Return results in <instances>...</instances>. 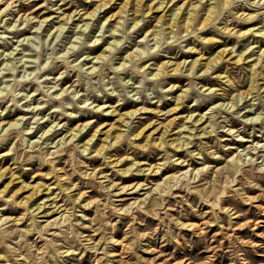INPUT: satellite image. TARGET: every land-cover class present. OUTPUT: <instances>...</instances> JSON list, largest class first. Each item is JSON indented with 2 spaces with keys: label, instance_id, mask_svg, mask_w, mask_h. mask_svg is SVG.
<instances>
[{
  "label": "clouds",
  "instance_id": "1",
  "mask_svg": "<svg viewBox=\"0 0 264 264\" xmlns=\"http://www.w3.org/2000/svg\"><path fill=\"white\" fill-rule=\"evenodd\" d=\"M96 2L85 13L66 11L76 0L36 7L0 0V160L11 158L0 167V264H84L89 255L92 264H155L142 253L207 246L215 226L242 255L238 245L252 241L234 229L255 232L264 220L237 224L248 211L224 205L264 200V52L255 55L264 42V0H151L148 7L124 0L109 19L105 10L119 0ZM157 11L155 27L140 39ZM113 19L120 21L115 32ZM209 31L235 42L209 57L191 46L222 43ZM24 32L30 35H17ZM249 64L250 82L241 74ZM126 105L135 107L123 112ZM17 110L25 115L3 119ZM102 116L119 119L106 131L93 118ZM33 164L40 171L32 181L49 183L25 182ZM132 177L141 179L125 183ZM129 194L140 198H123ZM9 209L20 214L6 215ZM205 250L213 255L201 264H212L218 249Z\"/></svg>",
  "mask_w": 264,
  "mask_h": 264
},
{
  "label": "rangeland",
  "instance_id": "2",
  "mask_svg": "<svg viewBox=\"0 0 264 264\" xmlns=\"http://www.w3.org/2000/svg\"><path fill=\"white\" fill-rule=\"evenodd\" d=\"M43 0H33V7L38 6L41 4ZM183 0H177V5L179 3H182ZM56 3H59V0H56ZM124 4V0H119L118 4L115 5L114 7H111L107 10H105L103 16L104 19H109V17H118L120 13H118V10L120 9V6ZM96 0H93L91 4L87 2V0H76V4L72 6L70 9H66L67 12L75 11L77 6L79 8L83 9L85 13L91 12L96 6H97ZM151 5V0H144V6L148 7ZM211 5H209V8ZM30 9L27 6L21 5V11L22 12H27ZM40 11H44L41 9ZM38 14V13H34ZM45 15H54L52 12H46ZM155 19L152 21L151 24L146 25L143 29V31L140 34V39H142L144 36H146L149 32L153 30L155 27L156 20H159L160 16L162 15L161 12L157 11L152 14ZM204 18H201L200 23H203ZM83 21H74V26L79 27L80 23ZM103 23V21H101ZM110 29L111 31L115 32L116 29L119 26V19H113L110 20ZM252 26V25H248ZM74 31V29H73ZM96 31L98 32L99 29L97 28ZM19 35H30L28 32H24ZM93 38L95 37V32L92 33ZM205 35H216L218 39L222 40V43L220 44H214L210 46H202L199 45L198 42L192 41L191 46H197L201 47L202 50L204 51L205 55H208L209 57L215 56L216 53L223 47H228L232 45L235 41L233 38H228V37H222L220 36L219 33H214V32H207ZM250 40H255L256 38L249 37ZM110 41H107L103 43L102 46H98L93 50L94 55H100L103 53V50L105 47H107V43ZM260 52H264V42L260 43V48L259 50L255 53L256 56H259ZM127 55V53H125ZM195 54H183L181 55L180 59H195ZM163 62V61H160ZM227 67V65H225ZM252 67L251 64L245 65L244 69L241 70V74L244 77V79L248 80L249 82L251 81V76L252 73L249 71V69ZM183 83V81H177ZM207 84L214 86L216 84L215 80H206L205 81ZM243 90V89H242ZM171 105H166L165 108L170 107ZM0 107H3L0 105ZM135 107V105H126L124 109L122 110L123 112H128L131 111L132 108ZM119 111V110H118ZM20 115H25L20 110H17L16 113L13 115L9 113L8 116L4 117L3 119H7L9 121L15 120L18 116ZM94 119L97 120L96 127H99L100 125H107V129L111 130L112 126L117 123L119 117H107V116H102V117H93ZM151 119H156V117H150L149 120L145 121V124L149 123ZM84 122V118H81V120L75 121L73 123V127L75 126L76 123H82ZM143 126V125H142ZM92 131H95V128L92 129ZM151 129L149 130L148 133L145 134V139L147 138L148 135L151 134ZM118 134V133H117ZM92 135V132H89L87 136H85V140ZM34 138V137H33ZM106 138V137H105ZM104 136L100 138V142L96 145L97 148H99L102 145L103 140L105 139ZM246 146V145H245ZM11 162V158L5 157L4 159L0 160V167H7L9 163ZM154 162V161H153ZM229 162V158H226L224 161V164L217 165V167H223ZM100 161H95L93 162V166H99ZM32 171L30 173H25L23 175V179L25 182H33V183H38L41 179H44L45 183H49L50 181L43 178V177H37L36 181H32V176L36 175L40 169L38 168L37 165L33 164L30 166ZM181 169H175L172 172L167 173V175H172L174 174L175 171H180ZM43 171H47V169H43ZM110 171V169H108ZM215 178V174L212 176H209L207 179L209 181L213 180ZM141 178L139 177H132L131 179L125 180V183H137L140 181ZM162 179V177L160 178ZM0 187H3V184H0ZM19 185H14L12 189L9 190L8 195H11L13 191H15ZM29 193L25 192L22 193L19 199L24 198V196H27ZM248 196H255L258 195V192L256 190H248L247 191ZM93 195H96V193H93ZM126 200L130 199H138L140 198L139 195L136 194H129L123 197ZM39 201H37L38 203ZM2 203V202H0ZM262 206H259V205ZM225 207L232 206L236 207L238 210H246L248 211V216L246 218H238L236 223H242L243 219H248V220H264V200L257 201V203L253 206H247L244 205L242 201L235 200V199H229L225 202ZM209 205H204L202 206V212H206L209 210ZM22 212V210H20ZM6 215H19L20 212H18L16 209H9L8 212L5 213ZM192 223H201V220L198 216H193L191 218ZM149 223H152L151 220H149ZM124 226L121 227V232L118 233L119 236L122 237ZM235 235L239 236L241 240H251V244H239L238 245V250L239 252L242 253V255H236V250H233L230 246L229 240L226 238V235L224 234H218L220 233V229L218 226L212 227L209 230V238L211 236L215 235L216 240L211 241L207 246L203 244H197L193 248H182V249H174V248H167L163 249L162 251L165 253V255H158V254H153L150 252H143L142 255L146 260L149 262L155 261V264H165V261H167V264H201V262L205 261L208 256L213 255L210 251H206L207 248L211 247H216L218 250L215 253L214 259L212 261V264H264V247H256V245H264V237L260 235V233H264V225H261L260 227L256 228V231L254 232L252 228H244V229H239L236 228L234 229ZM232 233L229 232L228 235H231ZM122 247H117L115 250L117 252L122 251ZM171 257V259H169ZM186 261V262H185ZM84 264H92V257L89 255L88 257L85 258Z\"/></svg>",
  "mask_w": 264,
  "mask_h": 264
},
{
  "label": "bare ground",
  "instance_id": "3",
  "mask_svg": "<svg viewBox=\"0 0 264 264\" xmlns=\"http://www.w3.org/2000/svg\"><path fill=\"white\" fill-rule=\"evenodd\" d=\"M123 5H124V4H122V5L120 6V9L118 10V13H120L121 8L123 7ZM97 6H98V5H97ZM97 6H96V7H97ZM96 7H95V8H96ZM95 8H94V9H95ZM94 9H93V10H94ZM207 14H208V13L206 12V13H205V16H207ZM203 22H204V20H203ZM185 23H187L186 18H185ZM219 51H220V50H219ZM219 51H218L217 53H219ZM217 53H216V54H217ZM104 138H105V137H104ZM258 205H259V204H258ZM259 206H262V205H259ZM185 262H186V261H185Z\"/></svg>",
  "mask_w": 264,
  "mask_h": 264
}]
</instances>
